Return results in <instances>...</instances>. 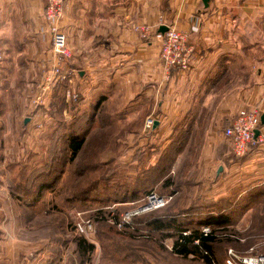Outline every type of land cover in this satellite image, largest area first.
<instances>
[{
	"label": "crops",
	"instance_id": "crops-1",
	"mask_svg": "<svg viewBox=\"0 0 264 264\" xmlns=\"http://www.w3.org/2000/svg\"><path fill=\"white\" fill-rule=\"evenodd\" d=\"M160 17L187 32L188 70H166L153 35L145 39L133 30ZM60 24L69 53L61 58L31 0H0V182L11 173L7 162L17 158L30 167L32 155L41 158L32 147L56 128L49 101L34 108L27 98L58 65L67 75L54 89L68 103L63 122L95 111L94 124L108 109L109 119L136 127L126 128L128 135L144 136L134 150L148 144L154 159L178 140L186 151L198 127L204 167L217 172L221 166L218 175L234 171V229L263 231L264 142L242 156L227 155L219 128L241 108L264 113V0H209L207 7L202 0H68ZM66 90L76 98L68 99ZM149 116L155 121L147 134ZM258 132L264 134V123ZM7 180L0 188L8 187ZM8 260L0 255V264Z\"/></svg>",
	"mask_w": 264,
	"mask_h": 264
},
{
	"label": "rangeland",
	"instance_id": "rangeland-1",
	"mask_svg": "<svg viewBox=\"0 0 264 264\" xmlns=\"http://www.w3.org/2000/svg\"><path fill=\"white\" fill-rule=\"evenodd\" d=\"M31 2L38 14L43 13L44 0ZM32 96L27 98L29 105ZM46 101L50 110L51 100ZM106 113L108 109L98 112L99 117L102 114L106 117L103 130L109 131V136L97 151L90 150L89 143L69 160L68 148L62 143L57 148L59 157L53 161L54 148L48 136L45 142L32 147L33 153L41 158L35 160L32 155L30 167L14 158L16 166L8 180L2 176L0 184L12 179L33 189L31 180L45 161L55 163L60 173L53 189L43 191L38 197L33 190L24 194L16 189L12 193L4 184V189L0 188V255L9 257L5 264H207L192 255L182 258L173 254L175 237H162L161 234L170 232L153 228L152 222L178 213L177 224L185 234L196 228L209 230L198 217L212 216V211L216 215L224 208L226 224L213 228L218 245L211 264L233 262L232 253L252 258L264 255V230L234 229V171L216 175V168L212 171L204 167L198 127L194 128V140L186 151L181 148L174 158L163 159V162L168 160L166 173L159 167L155 172H147L161 160L163 152L154 159L151 153L156 151H146L148 144L142 146L145 150H134L144 136L128 135L126 128L136 127H124L117 116L109 119ZM225 126L219 128L222 147L227 155H232L223 136ZM144 130L148 134L151 129ZM156 146L155 149L161 147ZM224 162L229 168L231 161L224 159ZM37 163L40 165L36 166ZM152 194L163 198L165 203L145 208ZM29 198L32 203L26 202ZM248 234L253 237H247ZM235 236L239 240L237 248H234ZM80 237L93 246L90 252L83 253L78 248Z\"/></svg>",
	"mask_w": 264,
	"mask_h": 264
},
{
	"label": "trees",
	"instance_id": "trees-1",
	"mask_svg": "<svg viewBox=\"0 0 264 264\" xmlns=\"http://www.w3.org/2000/svg\"><path fill=\"white\" fill-rule=\"evenodd\" d=\"M67 104L68 103H66L63 96L57 93L53 94L50 101V114L57 120V127L50 134V143L54 148L52 157L54 159L53 161H55L59 157L57 155V148H59L58 145L61 146L62 143L68 148L69 160H73L81 151L85 149L87 144L89 145V143V149L97 151L96 149L102 144H105L109 136V131L103 130L106 118L104 114L100 115L101 117H99L98 114L97 120L94 124L93 117L95 111L80 114L68 123L63 122L61 119H59V117L62 116L63 109L67 106ZM181 144V140H178L174 142V145L172 147L168 149L166 148L161 155V160L147 172H155L156 167H159L162 169V172L166 173L165 170L169 166L167 163L168 160L167 162H163V159H165L166 157H168V159L174 158L175 153H177V150L180 148ZM2 160L3 158L0 152V164ZM15 166L16 162H10L7 163L6 168L12 173V169ZM59 169L60 167L55 166V163L49 164L47 161H45L42 168L38 169V171L35 173L33 172L34 176L31 180V182L35 185L34 187H32L33 189L26 186L22 182L15 183L12 179L8 181V188L12 191V193L13 190L16 189L20 190L24 194H26L28 190V194H30L31 190H33L35 191V196L38 197L43 191L53 189V187L55 186V182L57 181V176L60 173ZM31 174L32 172L28 173L30 178L32 176ZM25 200L27 203L33 202L30 200V198ZM224 211L225 208L219 209L216 215L214 214L216 211H212V216L205 215L204 217L200 215L198 217L200 218L199 221L201 220L200 222L211 228L209 229L208 233H205L201 229L196 228L192 229V231H190L188 234H185V230L177 224L178 217L176 216L178 215V213H170V215H165L162 218L155 219L152 222V225L153 228L157 230L159 229L161 231L165 230L167 232H170L161 234L162 237L168 235L175 237L171 249V252L173 254L182 258H187L189 255H192L193 257L201 259L207 264H211L216 256V246L218 245V241H216V235H214L215 230H213V228L216 227V225L221 226V224H226L225 217L224 215H222V212ZM251 241L253 242V240ZM238 244V238L234 237V248L239 247ZM77 245L83 253L86 251L90 252L93 248V246L82 237L78 239Z\"/></svg>",
	"mask_w": 264,
	"mask_h": 264
},
{
	"label": "built area",
	"instance_id": "built-area-1",
	"mask_svg": "<svg viewBox=\"0 0 264 264\" xmlns=\"http://www.w3.org/2000/svg\"><path fill=\"white\" fill-rule=\"evenodd\" d=\"M68 0H44L43 17L48 29L50 42L53 52L59 57H68L67 36L60 24L63 16L65 5ZM166 25L162 17L159 18L157 24L145 25L136 24L133 30L139 34L141 38H148L153 35L157 42L159 50V59L166 70L177 68L186 71L189 68V59L192 49L187 45V32L180 30L173 25H166L167 30L160 32L159 27ZM67 80L66 73L55 65L50 71H47L32 97L31 105L36 108L43 105L47 98L51 99L55 87ZM68 99L76 98L75 94H71L66 90ZM261 110L256 106L244 107L238 110L235 118L228 123L223 129V136L229 143L231 153L236 156L244 155L251 145L258 142H264V134L255 131L259 129L261 122ZM155 118L147 117L144 122L146 130L152 129ZM165 203L163 198L150 195L148 197L147 207L155 208ZM203 232H209L208 228H204ZM232 252V251H230ZM234 261H228V264H264V255L257 258L238 257L234 253Z\"/></svg>",
	"mask_w": 264,
	"mask_h": 264
},
{
	"label": "water",
	"instance_id": "water-1",
	"mask_svg": "<svg viewBox=\"0 0 264 264\" xmlns=\"http://www.w3.org/2000/svg\"><path fill=\"white\" fill-rule=\"evenodd\" d=\"M202 2H203V5H204L205 7H207V6H208V2H209V0H202ZM166 30H167V26H165V25L159 27V31H160V32H165ZM260 119H261V122L264 123V113L261 115ZM255 134H256V135L258 134V131H257V130L255 131ZM222 171H223V169H222V167L220 166V167L218 168L217 172H216V175L222 173Z\"/></svg>",
	"mask_w": 264,
	"mask_h": 264
}]
</instances>
